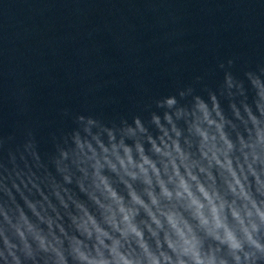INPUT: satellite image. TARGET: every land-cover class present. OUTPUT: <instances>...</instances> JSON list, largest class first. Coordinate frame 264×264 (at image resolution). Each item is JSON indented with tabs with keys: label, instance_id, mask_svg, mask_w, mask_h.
I'll use <instances>...</instances> for the list:
<instances>
[{
	"label": "clouds",
	"instance_id": "clouds-1",
	"mask_svg": "<svg viewBox=\"0 0 264 264\" xmlns=\"http://www.w3.org/2000/svg\"><path fill=\"white\" fill-rule=\"evenodd\" d=\"M143 111L0 177V264H264V64Z\"/></svg>",
	"mask_w": 264,
	"mask_h": 264
}]
</instances>
